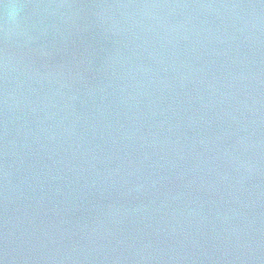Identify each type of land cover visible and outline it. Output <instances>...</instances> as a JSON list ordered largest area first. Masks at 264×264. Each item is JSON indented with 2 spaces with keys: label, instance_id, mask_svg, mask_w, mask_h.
Returning a JSON list of instances; mask_svg holds the SVG:
<instances>
[{
  "label": "water",
  "instance_id": "obj_1",
  "mask_svg": "<svg viewBox=\"0 0 264 264\" xmlns=\"http://www.w3.org/2000/svg\"><path fill=\"white\" fill-rule=\"evenodd\" d=\"M0 264H264V0H0Z\"/></svg>",
  "mask_w": 264,
  "mask_h": 264
},
{
  "label": "clouds",
  "instance_id": "obj_2",
  "mask_svg": "<svg viewBox=\"0 0 264 264\" xmlns=\"http://www.w3.org/2000/svg\"><path fill=\"white\" fill-rule=\"evenodd\" d=\"M9 18H10V20H15V18H16V10H15V8H13V10L9 13Z\"/></svg>",
  "mask_w": 264,
  "mask_h": 264
}]
</instances>
